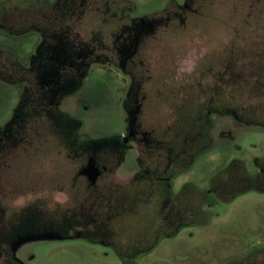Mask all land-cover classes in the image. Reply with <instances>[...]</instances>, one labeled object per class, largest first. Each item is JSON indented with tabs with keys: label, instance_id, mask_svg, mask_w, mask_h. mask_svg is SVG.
Returning a JSON list of instances; mask_svg holds the SVG:
<instances>
[{
	"label": "rangeland",
	"instance_id": "374dc122",
	"mask_svg": "<svg viewBox=\"0 0 264 264\" xmlns=\"http://www.w3.org/2000/svg\"><path fill=\"white\" fill-rule=\"evenodd\" d=\"M33 1L0 0L8 2L0 23L31 25L35 19L27 8ZM121 1L130 19H163L165 8L187 0ZM98 3L75 7L72 23L67 21L73 32L56 51L93 50L89 43L99 46L93 42L99 41L96 34L91 40L93 27L105 41V29L117 22L102 19L95 12ZM39 8L38 15L44 12ZM98 20L103 25L95 26ZM37 21L50 24L48 18ZM156 24L145 25L135 55L125 63L130 74L117 63L92 62L78 79L79 88L58 101L59 111L78 120L73 133L110 142V150L94 154L103 171L92 191L76 175L85 161L65 156L66 129L40 115L7 126L24 83L0 80V131L5 127L6 133L0 143V264H12L10 244L14 264H122L116 249L100 243L99 236L128 253L157 240L135 256L134 264H264V193L251 190L229 202L210 194L209 207L194 196L191 208H202L206 222L166 237L157 194L150 196L146 182L134 181L137 175L162 171L169 143L176 145L175 154L194 135L191 128L200 114L210 121L208 142L174 170L168 181L173 195L188 183L208 191L211 179L232 160L242 161L249 174L264 170V0H203L182 24ZM0 28V63L11 57L29 67L34 55L49 54L36 32L8 34ZM46 69L39 81L55 78L57 71ZM134 80L139 112L135 133L129 135L132 125L123 103ZM227 106L234 114L224 111ZM118 138L125 144L115 147L111 139ZM234 189L227 188L229 195ZM111 191H124L128 201L115 200Z\"/></svg>",
	"mask_w": 264,
	"mask_h": 264
},
{
	"label": "trees",
	"instance_id": "16d2710c",
	"mask_svg": "<svg viewBox=\"0 0 264 264\" xmlns=\"http://www.w3.org/2000/svg\"><path fill=\"white\" fill-rule=\"evenodd\" d=\"M9 1L11 0H8V2ZM75 1H78V4H75ZM86 1L88 2L90 0H55L52 4H47L46 1L44 3L43 0H34L32 7L27 8L30 11L32 18L35 19L34 22L31 21V25L27 27H21V25L18 26L16 24L17 26L6 27L0 23V27H2L6 32L9 33L11 32L12 34H19L24 30L36 32L37 34H39L41 38L40 44H43L46 50H49V54L52 52L53 53L56 52V56L54 54H50L51 56H49V54H38L37 57L34 59V67H32V69L34 71V74H36L35 82L33 84L35 87L44 86V84H46L56 88V83L55 84H51V82L44 83L46 81L44 80L39 81L40 80L39 78L41 77V74L43 76V72H44L43 69L46 68H50L54 70L58 69V64H59L58 62L61 61L60 60L61 58L58 55H66V53L65 52L60 53L59 51L56 50L58 49L60 42H63L65 45L67 38L66 29L68 28L67 26L65 27L66 33L61 32L57 30L58 25L65 24L67 21H69V19L72 16V14H69V11L70 9H72V7L74 6L82 7L84 3H86ZM94 1L99 2L98 4H100L101 6V8L98 10L99 8L98 7L96 9L98 11L95 12H97L102 19L111 20V18H113L117 23L125 20L121 18V10L125 8L123 6L124 3L123 1L121 0H94ZM191 1H192V5H191ZM202 1L203 0H188L183 6H179L177 4L175 6L173 4L174 7L170 6V8H172L173 11L184 12L181 18L179 17L181 20L176 19L179 20L180 24H182L187 13L193 16L196 14L197 6H199L202 3ZM8 2L0 4V11L2 12V14L0 15L1 17L4 14L3 9ZM37 5L42 6V8H39L40 10L44 9L43 10L44 12H39V15L37 11L38 9H36ZM113 7H115V11L113 10ZM173 11L170 10V12ZM166 12H168V8L162 11V14L163 13L165 14ZM47 18L50 19V24L46 23L42 25L41 22L38 23L37 21V19L40 21H46ZM166 18L163 19L159 18V19L167 21ZM151 20L154 19L152 18ZM169 21H172V19H170ZM98 22L103 25V23H101L99 20ZM100 24H98V26H100ZM46 42L48 43L46 44ZM88 54L91 53L87 51L85 54H80V57L78 58L79 61L76 58V62L74 63L72 60L64 61L63 62L65 64L64 68L61 66L62 68L59 70H65L67 72L70 71L75 72V68L72 67L73 66L72 64H75L76 67L80 66L81 67L80 71L83 72L84 70L83 65L85 63H88L85 62ZM46 55H48V57H46ZM94 59L98 60L99 58L97 57ZM73 77L78 79L79 77L78 72H75ZM0 80L4 82H11L10 80L4 78H0ZM53 80L58 81L57 78H54ZM137 88H138V81L134 80L131 86V90L133 91V93L131 91L132 96H134ZM128 109H130L132 112L133 110H135V108H128ZM224 111L233 113V109L229 108L228 106L224 108ZM207 117L208 116L203 114H200L199 116L196 117L195 123L191 128L192 132H194V135L191 136L190 139L188 138V140L181 142V144L177 146V151L175 152V154H173L174 152L173 150H175L176 145L169 143L167 149L166 164L160 173L154 172L151 174H142L134 177V181L146 182L147 186L149 185L147 192L150 196L157 194L156 196L159 199V215H160L159 217L161 223V234H163L166 237L175 236L176 234L179 233L181 229L185 227L199 225L206 222V219L204 218V210H202V208H200L197 205L191 208L190 203L193 200L194 196H198V198L201 199L203 198V201L206 202L205 205L209 207L213 205V199L210 197V194H214L216 198H218L219 200H222L224 202H229L236 196L251 190L257 193H264V170L260 169L255 174H249L245 169L243 162L240 160L230 161L223 170H221L219 173L217 172L215 176L211 179V185L208 191H199L195 187V185L188 183L183 185L180 191L176 195H173L170 192L168 181L171 179L174 170L178 168L180 165H182V162L185 159H187V157H190L189 159H191L192 156L195 155L197 151L200 150L203 146H206L208 142L206 133L209 128L210 121ZM77 141L79 143L78 153L73 157L66 155L67 158L82 159V161H86L88 155L91 154V151H94V154L96 155V151H99L100 148L101 150L103 149L110 150L109 148L110 144H107L108 143L107 141L92 142L85 136L78 137ZM202 142H204V145L201 146ZM70 147L71 146H69L68 148L66 147V149L68 150L70 149ZM65 154H67V152H65ZM93 157L95 158V156ZM221 175L224 176L222 180H220ZM154 180L160 181L161 184L155 182ZM94 187L95 185L93 186L87 185V189H89L90 191L94 190L95 189ZM232 187L235 189L229 195V193L227 192L228 191L227 188H232ZM150 190L152 192H150ZM118 192L119 191H111L110 196H115L116 197L115 200H120L122 203L124 202L126 203L128 201V197L124 195L123 193L124 191H121L119 194H117ZM115 213H118V211H115ZM115 216H117V214H115ZM94 235H96V231ZM62 238L65 237L63 236ZM99 239H100L99 240L100 243L110 245L111 247L116 249V252L122 264H134L133 259L137 254L145 252L147 249L154 247V245L157 243L156 240V242H154V244H152L150 247L147 246L145 247V249L142 248L139 250H135L131 253H128L125 251L123 252L122 249L117 248L114 241L110 240L109 242H106V240H104L100 236ZM9 255L10 256L8 259H10L11 261L12 260L11 254L9 253Z\"/></svg>",
	"mask_w": 264,
	"mask_h": 264
},
{
	"label": "flooded vegetation",
	"instance_id": "af4514ba",
	"mask_svg": "<svg viewBox=\"0 0 264 264\" xmlns=\"http://www.w3.org/2000/svg\"><path fill=\"white\" fill-rule=\"evenodd\" d=\"M185 3L183 5H185ZM191 5H192V1H191ZM167 8H168V12H166L167 14L166 13L164 14V18L167 17L166 18L167 21L165 20L166 22L165 21L162 22V20L159 18H157V19L153 18L154 20H151V18H149V17L140 18V19H135V18L130 19L129 17L124 15L125 10H129V7L121 10V18L125 19V20L116 23L111 28L105 29V42L102 41L103 38L101 37L100 32L97 31V27L96 28L95 27L90 28L89 31L92 32V34H90L91 40H94L92 38V36H95V34H96L97 38H95V39H97V40L99 39V41H93V42L94 43L99 42V46H98V44H93V43L88 44V46H91V48H93V50H89V51H91L93 53L89 52L91 54H88V56H87V59L85 62H88V63H85L83 65L84 69L92 62H94V63L110 62V63H117L118 66L122 67V69L127 74H130L131 72L129 70L127 71L125 69V63L131 61V58H133V56L135 55L134 53L136 52V48H137L136 46L139 44V41L141 40L142 36L145 34V32H144L145 28H146L145 25L152 23V22H156L157 24L155 25V27H157L158 23H159V25H161L160 22L163 24H167L168 22H170L169 21L170 19L181 20L180 18L184 12L173 11L172 8H170V10L173 12H170L169 7H167ZM167 8H165L164 10H166ZM76 12L77 11L75 10V6L72 7V9H70L69 14H72L71 18L68 21L70 24L72 23V17L74 18L75 15L77 14ZM178 14H180V15H178ZM17 25L18 26L21 25V27H27L30 24L25 23V24H17ZM100 25H102V24H100ZM66 26L68 27L67 22L65 24L59 25L57 30L61 31V32H65ZM95 26H98V25H95ZM154 29H156V28H154ZM66 30H67L66 35H69V32L72 29L67 28ZM72 32H73V30H72ZM7 33L10 34L11 32L10 33L7 32ZM122 40H124V43L121 42ZM48 42H46V44ZM89 42H91V41L89 40ZM102 42H103V46H105L104 48H105L106 52H104L105 50L101 46ZM120 42L122 44H119ZM100 50H102L105 54H101V53L99 54ZM8 51H10V50H8ZM58 56L61 58L60 59L61 63L58 62L59 63L58 69L54 70V71H57V74H55V78H57L58 81H56V80H49L48 81L49 83L51 82V84L56 83V88L51 87V86L46 85V84H44V86H39V87H35L33 85L35 82L36 74H34L32 67H34V57H37V55L36 56L34 55V57H31L33 59L31 60L29 67L22 66L17 59L12 60L11 57L6 58L9 61H5V62L0 63V65L2 64V66L0 67V78L10 80L11 82H8L10 84L12 82H14L15 85H21L22 83H24L21 86V93H20L19 101H18L15 109L13 110L12 116L10 117L9 122L7 123V126H9L10 129H12L14 127V125L16 124V121L17 122L18 121H30V119H28L26 117H30L33 119L34 116L37 117L38 115H40L44 119V121H51L53 123L58 124L64 130L66 129V132L63 134V139L61 136H60V138L64 141V144L66 143V145L63 146L64 152H67V154H65V156L68 155L70 157L71 156L73 157L74 155H76L78 153V148H79V143L77 141L78 137L84 136V135L73 133L74 129L78 126V120L71 115H68L66 113H62L61 111H59L57 104H58V101L62 97L71 94L72 92H74L75 90H77L79 88L78 79H80V77L82 76V72L80 71V69H81L80 66L76 67L75 64H72L73 65L72 67L75 68V72H78L79 77H78V79H76L75 77H73L75 72H73V71L67 72L65 70H59V69H61L62 67L64 68L65 64L63 62L64 61H71L70 60L71 57H72L71 59H72L73 63L76 62V58L79 61L78 58L80 57V54H77V55L66 54V55H58ZM46 57H48V55H46ZM97 57L99 59L95 60L94 58H97ZM48 82H44V83H48ZM131 91L132 90L130 88V90L128 91L126 100L123 103V109L127 113V116L130 119V122L132 125V126H130L129 135H132V133H135L133 130V125H135V123H136L137 114L139 112V110H138L139 105H137V101L135 100V96H132ZM132 93H133V91H132ZM125 104H126V106H125ZM33 105L35 106V108H38V109H35ZM128 108H135V110H133V112H132ZM32 114H33V117H32ZM34 119L37 120L36 118H34ZM69 123H70L71 127H70ZM5 135H6V133H5V127H4L0 131V143L4 140ZM111 140H114L115 144H118V146L115 145V147H119L120 145L125 144L124 138L123 139L118 138L116 140L111 139ZM108 143H110V142H108ZM69 146H71V147H70V149L67 150L66 147L68 148ZM90 156H94V151H91V154H89L88 157H90ZM82 167H79L78 170L76 171V175L79 177L83 176V175L79 174V171L81 170ZM98 170H99V175H100L101 172L103 171V169H98ZM98 176H97V178H98ZM83 177L86 180V183H87L86 185H90V183L87 181L86 177L85 176H83ZM97 178H96V180H97ZM96 180H95L93 185H95ZM93 185H90V186H93ZM8 252L10 254H12L11 253L12 252V244L8 245ZM10 262L12 264H14L13 260L10 261V259H9L8 263H10Z\"/></svg>",
	"mask_w": 264,
	"mask_h": 264
},
{
	"label": "water",
	"instance_id": "95a60500",
	"mask_svg": "<svg viewBox=\"0 0 264 264\" xmlns=\"http://www.w3.org/2000/svg\"><path fill=\"white\" fill-rule=\"evenodd\" d=\"M79 174L85 176L90 185L94 184L99 175V170L93 156L87 158L84 166L79 171Z\"/></svg>",
	"mask_w": 264,
	"mask_h": 264
}]
</instances>
